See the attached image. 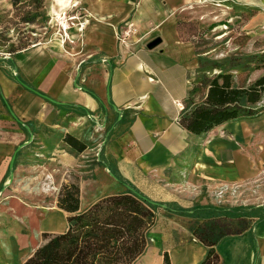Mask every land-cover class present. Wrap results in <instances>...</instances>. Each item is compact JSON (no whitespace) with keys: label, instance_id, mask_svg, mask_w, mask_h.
<instances>
[{"label":"crops","instance_id":"0c3cea01","mask_svg":"<svg viewBox=\"0 0 264 264\" xmlns=\"http://www.w3.org/2000/svg\"><path fill=\"white\" fill-rule=\"evenodd\" d=\"M57 1L51 0L52 18L74 2L80 7L67 40L53 30L46 40L0 57V264H24L48 241L44 234L66 231L68 213L41 188L57 170L63 182L80 180L81 210L102 195L105 172L114 182L104 191L136 189L181 209L218 207L261 181L264 117L228 122L204 136L179 122L202 101L191 93L200 55L181 31L198 0ZM155 40L160 43L149 49ZM67 137L86 149L78 152ZM32 141L33 151L21 158L17 149ZM259 195L251 227L217 245L222 264H264ZM162 209L187 226L156 220L134 264H163L164 252L172 264L200 263L207 249L190 229L198 219ZM175 230L189 240L176 242Z\"/></svg>","mask_w":264,"mask_h":264},{"label":"trees","instance_id":"16d2710c","mask_svg":"<svg viewBox=\"0 0 264 264\" xmlns=\"http://www.w3.org/2000/svg\"><path fill=\"white\" fill-rule=\"evenodd\" d=\"M33 2L34 6L28 5L30 10L24 15V23L35 24L43 16V12L39 11L41 0ZM19 4L22 5L23 0H13V6ZM184 27L183 22L182 34ZM30 46L17 48L9 54L13 55ZM199 61V73L223 70L222 65L211 63V66L201 57ZM260 62L264 63V55ZM202 77L197 79V86L191 93H198L200 85L206 89V96L200 103L185 109L179 120L189 132L204 136L225 123L258 118L264 112V107L259 106L264 95V75L248 87L235 85L232 74L228 72L212 78L206 75ZM66 142L78 152L86 149L74 137H67ZM57 206L68 213L66 231L56 235L44 234L48 241L24 264H134L146 251L149 233L164 205L149 200L136 189H130L104 197L82 211L80 187L69 184L61 189ZM258 209L252 206L166 207L171 213L198 219L191 223L190 229L194 238L207 249L205 258L198 264H222L217 245L227 236L244 234L251 227L250 218L254 217ZM163 259V264H172L168 252L163 253Z\"/></svg>","mask_w":264,"mask_h":264},{"label":"rangeland","instance_id":"374dc122","mask_svg":"<svg viewBox=\"0 0 264 264\" xmlns=\"http://www.w3.org/2000/svg\"><path fill=\"white\" fill-rule=\"evenodd\" d=\"M55 2L57 6L58 1L55 0ZM28 5L34 6L35 3L33 0H23V4L16 7L13 6V0H0V57L8 56L9 52L17 48L32 46L35 43L44 41L53 30L57 34V30L60 29L57 26L55 14H53L54 20L50 16L51 0H41L39 11L43 12V16L39 17L35 24L23 22L24 15L30 10ZM56 6L53 7V11H57ZM71 6L72 4L69 6V11L66 9L65 13H69L71 17L74 14L78 15L79 13L74 12ZM194 7L195 14L183 17L185 29H183L182 36L195 43L201 59H205L210 65L211 63L222 65L223 69L222 72L212 70L206 74L199 73L198 78H203V75L212 78L220 73L228 72L232 74L235 85L248 87L264 75V63L260 62L261 56L264 55V0H198ZM251 60L252 62H249ZM231 62L238 63L240 66L235 64L234 66ZM198 87L201 89L194 95V100H203V97L206 96V89L200 85ZM259 106L264 107V95ZM261 117H264V112L258 118ZM33 146L34 141L23 147L19 151V156L21 158L28 157L33 151ZM87 176L85 175V178ZM102 179V183L105 184V186L103 185L102 195L93 203L104 197L126 191L125 188L115 192L113 190L104 191V187L107 189L109 185H113L111 183L114 180L107 172H105L104 177L102 176ZM59 181L62 182L57 184ZM46 183L49 182L44 180L41 184L44 193L48 191ZM69 184H77L80 187V180L75 178L63 182V177L57 170L52 179L53 189L47 193L56 198L63 186ZM259 191L264 197V174L260 182L247 184L245 188L229 195L224 204H218L217 206L225 208L257 205L261 202ZM157 220L162 225L165 223V225L170 224L177 227H179V224L183 227L188 224L187 220L170 216L164 209L159 210ZM226 221L230 223V221ZM233 223L235 226L236 222ZM177 231L175 230L173 234L176 242L189 240L188 237Z\"/></svg>","mask_w":264,"mask_h":264},{"label":"built area","instance_id":"2783aa9c","mask_svg":"<svg viewBox=\"0 0 264 264\" xmlns=\"http://www.w3.org/2000/svg\"><path fill=\"white\" fill-rule=\"evenodd\" d=\"M73 9H74V12H79V5L78 3H72V6H71ZM67 17L66 18V21L67 23L69 24L70 21H72V19H76L77 18V14H74L72 17L71 16H68V13L66 14H63V17ZM57 21V19H56ZM57 24H58V21H57ZM59 28L60 30L62 31V36H64V40L66 39L67 40V30L69 29V26H68V29H66L64 26H62L61 24L59 25ZM46 188L48 189L47 192L51 191L53 188H52V184L51 183H46Z\"/></svg>","mask_w":264,"mask_h":264},{"label":"bare ground","instance_id":"6f19581e","mask_svg":"<svg viewBox=\"0 0 264 264\" xmlns=\"http://www.w3.org/2000/svg\"><path fill=\"white\" fill-rule=\"evenodd\" d=\"M63 14H65V11L64 12H62L61 14H59L58 16H55V18L57 19V21H58V25L57 26H59L60 24L62 25V26H64L66 29H68V26H69V24L67 23V21H66V16L65 17H63ZM57 35H59V37L61 36V33H59V29L57 30ZM61 38H62V36H61Z\"/></svg>","mask_w":264,"mask_h":264},{"label":"water","instance_id":"95a60500","mask_svg":"<svg viewBox=\"0 0 264 264\" xmlns=\"http://www.w3.org/2000/svg\"><path fill=\"white\" fill-rule=\"evenodd\" d=\"M159 43H160V40H155V41H153L151 44H149L148 48H149V49H153V48H155ZM26 145H27V144H24V145H22L21 147H19V148L17 149V152L20 151V149L23 148V147H25ZM17 152L15 153V155H14L13 158H12V161H11V170H13V165H14V163H15V159H16ZM12 175H13V173H12ZM11 181H12V180H11ZM163 207L166 208L165 206H163Z\"/></svg>","mask_w":264,"mask_h":264}]
</instances>
